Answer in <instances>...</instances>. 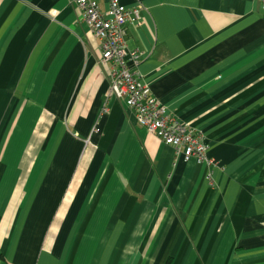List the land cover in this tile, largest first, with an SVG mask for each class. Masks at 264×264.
I'll return each mask as SVG.
<instances>
[{
    "label": "crops",
    "instance_id": "crops-1",
    "mask_svg": "<svg viewBox=\"0 0 264 264\" xmlns=\"http://www.w3.org/2000/svg\"><path fill=\"white\" fill-rule=\"evenodd\" d=\"M121 4L132 69L214 164L110 95L75 0H0V264H264V0Z\"/></svg>",
    "mask_w": 264,
    "mask_h": 264
},
{
    "label": "built area",
    "instance_id": "built-area-1",
    "mask_svg": "<svg viewBox=\"0 0 264 264\" xmlns=\"http://www.w3.org/2000/svg\"><path fill=\"white\" fill-rule=\"evenodd\" d=\"M75 5L99 42L100 62L109 69L110 95L124 102L140 127L172 147L185 161L194 159L211 167L214 163L207 156L202 136L172 118L131 67L138 66L144 56L140 50H129L127 44V27L143 24L140 9L127 8L121 0H109L106 11L101 10L95 0H75Z\"/></svg>",
    "mask_w": 264,
    "mask_h": 264
}]
</instances>
